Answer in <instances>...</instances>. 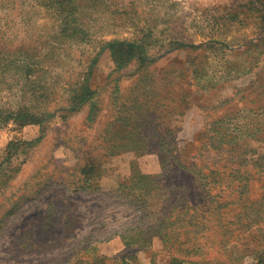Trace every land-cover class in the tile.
Segmentation results:
<instances>
[{
  "label": "rangeland",
  "instance_id": "374dc122",
  "mask_svg": "<svg viewBox=\"0 0 264 264\" xmlns=\"http://www.w3.org/2000/svg\"><path fill=\"white\" fill-rule=\"evenodd\" d=\"M0 264H264V0H0Z\"/></svg>",
  "mask_w": 264,
  "mask_h": 264
},
{
  "label": "trees",
  "instance_id": "16d2710c",
  "mask_svg": "<svg viewBox=\"0 0 264 264\" xmlns=\"http://www.w3.org/2000/svg\"><path fill=\"white\" fill-rule=\"evenodd\" d=\"M143 56V55H142ZM142 56H140L141 58H143Z\"/></svg>",
  "mask_w": 264,
  "mask_h": 264
}]
</instances>
